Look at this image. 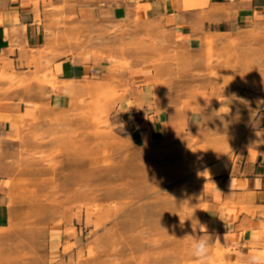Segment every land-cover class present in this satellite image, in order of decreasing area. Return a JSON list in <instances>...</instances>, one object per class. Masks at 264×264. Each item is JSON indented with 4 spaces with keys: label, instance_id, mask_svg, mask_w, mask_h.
<instances>
[{
    "label": "rangeland",
    "instance_id": "1",
    "mask_svg": "<svg viewBox=\"0 0 264 264\" xmlns=\"http://www.w3.org/2000/svg\"><path fill=\"white\" fill-rule=\"evenodd\" d=\"M126 14L51 7L43 45L0 53V264H201L186 236L247 132L242 96L264 90V25L187 39ZM67 56L110 73L61 85ZM150 114L175 127L151 133ZM248 255L210 249L206 264Z\"/></svg>",
    "mask_w": 264,
    "mask_h": 264
},
{
    "label": "crops",
    "instance_id": "2",
    "mask_svg": "<svg viewBox=\"0 0 264 264\" xmlns=\"http://www.w3.org/2000/svg\"><path fill=\"white\" fill-rule=\"evenodd\" d=\"M63 5L75 7L77 14L86 13L89 18L104 16L111 20L126 19V11L133 9L134 15L161 20L172 34L187 39L264 25V0H0V53L12 45L31 49L43 45L45 17L51 7ZM55 70L61 85L110 73L104 60L85 61L73 56L56 62ZM250 93L241 98L252 115L239 150L224 171L221 166L204 180L206 209L201 225L206 230L200 228L199 232L209 241L211 250L231 248L244 255L253 249L264 250V90ZM54 96L62 98L63 94ZM28 113L33 114L31 110ZM176 118L150 114L139 122L146 120L154 133L165 125L174 128ZM1 193L0 183V229H5L9 216Z\"/></svg>",
    "mask_w": 264,
    "mask_h": 264
},
{
    "label": "clouds",
    "instance_id": "3",
    "mask_svg": "<svg viewBox=\"0 0 264 264\" xmlns=\"http://www.w3.org/2000/svg\"><path fill=\"white\" fill-rule=\"evenodd\" d=\"M183 222L184 221H181V225H183ZM199 227L205 229L204 226L202 225H200ZM186 237H193L192 242L190 244L192 255L197 260H199L201 264H206V261L209 259V250H210L209 241L204 239L203 235L201 236L188 235ZM244 264H264V253H261V252L250 253L244 259Z\"/></svg>",
    "mask_w": 264,
    "mask_h": 264
}]
</instances>
